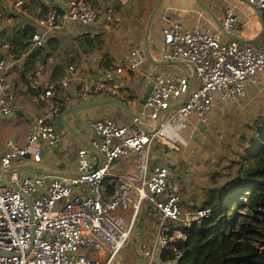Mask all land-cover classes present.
Listing matches in <instances>:
<instances>
[{"label":"built area","instance_id":"2783aa9c","mask_svg":"<svg viewBox=\"0 0 264 264\" xmlns=\"http://www.w3.org/2000/svg\"><path fill=\"white\" fill-rule=\"evenodd\" d=\"M2 1L10 12L38 26L32 49L44 47L48 36L76 40L63 33L68 22L89 26L97 20L96 12L83 0H67L62 13L53 11L46 19L29 13V0ZM248 2L264 9V0ZM222 12L223 29L219 31L189 29L182 22L164 30L163 58L191 65L196 85L191 86L188 77L142 72L140 77L152 89L141 112L148 126L123 124L110 117L91 121L88 127L95 138L88 147L103 155L104 161L95 164L89 148H80L74 175L22 176L21 168H15L18 162L44 163L46 148L56 146L55 124L61 116L58 99L69 100L67 90L74 82L64 76L50 83L39 70L37 79L45 83L37 100L45 103V113L38 117L24 145L9 140L6 152L0 153V264H116L137 233L143 210L146 221L152 209L159 212V224L156 239L141 255L144 264L178 263L180 251L174 249V258L166 260L164 251L175 242L186 241L184 230L210 219L213 213L209 208L184 213L183 195L178 191L168 194L170 167L151 163L152 146L160 144L175 150L190 145L196 128L209 122L216 105L238 104L264 73V38L260 47L241 44L235 38L242 25L239 17L229 6H223ZM7 22L0 14V23ZM226 36L232 40L226 42ZM5 50L10 59L0 60V123L13 114L16 106L10 64L13 67L22 60L9 45ZM144 63L145 53L132 50L127 66L110 68L102 82L74 87L72 93L82 104L97 101L110 81L127 71L139 73ZM74 71L73 66L68 69L69 74ZM109 95L125 100L131 93L112 88ZM174 108L176 111L168 117ZM126 161H130L129 168L115 175L114 167ZM111 177L119 180L113 196L108 194L107 179Z\"/></svg>","mask_w":264,"mask_h":264},{"label":"crops","instance_id":"0c3cea01","mask_svg":"<svg viewBox=\"0 0 264 264\" xmlns=\"http://www.w3.org/2000/svg\"><path fill=\"white\" fill-rule=\"evenodd\" d=\"M38 1L42 9L50 11L49 14L53 11L62 13L68 6L67 0ZM83 1L86 6L96 12L97 20L89 26L73 22H68L63 26V33L72 39H76L69 44L71 49L68 53V59L57 55L45 61V54L34 55L35 51L39 49L29 48L20 55L18 54V58L22 59L20 62H17L13 67L10 64L9 74L14 86L13 97L16 106L13 114L0 123V153L3 152L9 140L18 145H24L28 135L34 129L38 117L45 113V103H40L37 100L38 91L44 88L42 86L45 83L40 84L37 79L39 70L44 71L45 79L50 83L59 81L64 76H70L74 79L71 87L67 90L69 100L65 101L67 109L75 108L84 104L80 103L72 93L74 87L102 82L105 72L108 70L107 68L127 66L130 52L140 49L145 53V63L139 73L127 71L121 78L110 81L106 92L97 101L112 99L109 95L112 88L127 89L130 91L131 96L125 99L126 103L138 116L140 123L148 126V122L141 115L144 108L142 102L146 95V85L140 77L142 72L153 71L159 73L167 71L181 77H188L191 80V86L196 85L195 74L191 65L185 62H170L163 58L162 53L165 49L164 30L166 28L174 23L182 22L189 29L222 30L224 17L222 7L229 6L234 10L242 24L236 38L237 41L243 45L260 47L264 38V9H258L250 5L248 0H163L160 6H158L160 0ZM0 5L5 6L2 0H0ZM183 11H186V13H183ZM210 12L214 13L215 17H212ZM9 13L13 12L6 10V15H9ZM0 14L3 16L2 11H0ZM153 14H155V17L152 24H149ZM5 19H8L9 22L6 24L0 23V54L3 58L9 60L10 55L5 50V46L9 45L8 38L11 31L6 28L11 27L12 31L17 30L20 21L8 17ZM93 37L97 38L89 40ZM224 40L228 42L232 38L226 36ZM18 51L20 52V50ZM8 55L9 57H7ZM107 64L110 65L107 66ZM58 66H62V68H58ZM71 66L75 67V71L69 74L68 69ZM28 79L32 82L34 96L29 93ZM262 94H264V73L259 76L258 83L250 87L247 95L241 101V105L234 104L224 113L220 112L216 105L214 111H212L210 121L196 128L194 140L190 145L180 149L176 147L175 150H170L159 144L152 146L151 163L153 165L167 164L173 170L172 173H178L175 181H172L171 176V190L169 189L168 194L178 191L183 195L184 213L202 208V203L205 201L207 194L206 190L219 187L222 182L228 179L229 167L236 158L234 152L238 149L241 136L248 134V127L264 109H257L264 102V99H262L264 95L262 96ZM117 107L120 106L109 105L71 112L64 119L65 123H68L71 128L59 118L55 124L57 144L54 148H46V159L50 155V161L60 170L56 174H76L78 150L89 148L88 146H90L93 139L94 134L88 127L91 121H95L91 120V116L94 114L100 115L103 112L116 114ZM246 107L252 109L254 119L247 124L246 131H241L242 125L244 128L246 126V117L242 116L241 113L246 110ZM238 110L241 113L240 115ZM221 114L224 115L222 120L217 117ZM109 115L108 113L104 117H109ZM226 116L238 117L240 128L237 129L234 125H230V128L224 129V126L228 123L225 121ZM87 136H91V141H88ZM89 150L92 161L100 165L104 161L103 155L91 148ZM165 153H167L168 159L165 158ZM191 155H195V160L190 165L192 168L187 169L188 176L186 177L187 174H184L180 166ZM46 159L42 164L50 162ZM19 164L23 163H16L15 168L18 170L21 167L30 166L29 170H19L22 176L39 175L43 171L39 169V164L32 162L27 163L28 165ZM129 166L130 161L117 164L114 167L115 175L118 176L119 173H124ZM217 174L220 177L214 182L212 179ZM186 189L190 193L185 194L183 190ZM197 190L205 191L197 194L193 193ZM159 217L157 211L152 209L151 216L146 218L144 223L143 231H146L145 235L143 233L140 240L136 241L137 245L140 244L141 246V250L138 251L144 253L143 242L147 243V249L156 239V232L154 234L153 229L154 231L157 229ZM116 264L135 263L132 259L127 260L124 254V256L121 255L118 258ZM139 264H144L142 257Z\"/></svg>","mask_w":264,"mask_h":264},{"label":"trees","instance_id":"16d2710c","mask_svg":"<svg viewBox=\"0 0 264 264\" xmlns=\"http://www.w3.org/2000/svg\"><path fill=\"white\" fill-rule=\"evenodd\" d=\"M27 8L39 19H46L50 12L42 9L38 0H30ZM6 10L0 5L3 18L20 21L17 30L12 31L5 25L11 31L8 44L18 56L31 48L38 26L22 16L6 15ZM45 44L47 48L36 50L34 55L45 54V61L57 55L68 59L71 48L67 41L48 36ZM58 101L63 113L67 109L66 101L63 98ZM248 130L234 152L236 158L229 167L233 171L229 172L228 179L221 186L209 189L202 203V208L212 210V217L204 220L202 226L195 224L184 230L188 239L171 244L163 253L164 260L173 259L177 249L182 253L177 264H264V250L255 245L257 239L264 238L261 233L264 232V112L258 114ZM218 177L217 174L212 180L215 182ZM107 183L108 194L113 196L119 180L111 177Z\"/></svg>","mask_w":264,"mask_h":264},{"label":"rangeland","instance_id":"374dc122","mask_svg":"<svg viewBox=\"0 0 264 264\" xmlns=\"http://www.w3.org/2000/svg\"><path fill=\"white\" fill-rule=\"evenodd\" d=\"M69 44L72 42V41H67ZM69 44H67L68 46H69ZM166 73H170V72H167L166 71ZM170 74H172V75H175L174 73H170ZM259 94H261V93H259ZM264 94H262V96H263ZM264 97V96H263ZM262 99H264V98H262ZM262 99H260V101H262ZM243 100V99H242ZM241 100V101H242ZM239 102L238 104L239 105H241V103L242 102ZM245 103V102H244ZM175 105H178V104H174V106ZM261 107L260 108H257L258 110L259 109H262V108H264V102H262L261 104ZM232 106H234V104H230V105H227V106H223V105H217V108L219 109V111L220 112H225L228 108H230V107H232ZM117 113L116 114H114V113H110V112H103L102 114H100V115H97V114H94V115H92L91 116V120H99V119H102L104 116H106L108 113L110 114L109 115V117L110 118H112V119H114V120H116V121H118V122H120V123H123V124H131L133 121H132V119L128 116V115H126V113L124 112V110L122 109V108H120V107H117ZM176 110H175V108L174 109H171L170 110V112H169V114H168V117H171L173 114H174V112H175ZM214 111V110H213ZM261 112H264V109L261 111ZM238 113H239V115L242 113V116H245L246 117V126H245V128L243 127V125H242V128H241V131H246V127H247V124L249 123V122H251V121H253V119H254V113H253V111H252V109H248V107H246V110H244L243 112H241L240 113V111L238 110ZM211 115H212V113H211ZM224 115L223 114H221V116L219 115V116H217L218 118H220L221 120L223 119L222 117H223ZM238 116V115H237ZM210 118H211V116H210ZM130 119H131V121H130ZM210 121V120H209ZM225 121L226 122H228L225 126H224V129H228V128H230V125H234V127H236L237 129L238 128H240V124H238V117H236V116H232V117H228V116H226L225 117ZM244 134V133H243ZM88 138H89V140L88 141H91V136H87ZM95 138V135H93V139ZM92 139V140H93ZM92 142V141H91ZM196 151V150H195ZM4 152H6V148L3 150V152L2 153H4ZM50 156V155H49ZM49 156L47 157V159L46 160H48V161H50V158H49ZM165 158L166 159H168L167 158V153H165ZM194 160H195V155H191V156H189V157H187L183 162H182V165L180 166L181 167V169H182V171L184 172V174H187V169H189V168H192L190 165H191V163L192 162H194ZM121 163H124V162H121ZM126 164V163H125ZM124 165V164H123ZM39 169H42L43 171H45L46 173H49V176H53V175H50V174H56L57 172H60V170H58L57 168H56V166H54L53 164H52V162L50 161L48 164H39ZM230 169V168H229ZM233 171V169H231L230 170V172H232ZM173 172V170H171V173ZM176 175H178V173H172L171 174V176H172V181H175V180H177V177H176ZM188 176V174L186 175V177ZM186 177H185V179H186ZM171 181V182H172ZM199 189V188H198ZM171 190V189H170ZM184 192H185V194H187V193H190L189 192V190H183ZM203 191H205V190H203ZM202 190H197V191H193V193H195V194H197V193H202L203 192ZM206 191H208V190H206ZM192 199V198H191ZM190 199V200H191ZM158 214H159V212H157ZM147 224H149V223H147ZM150 225V224H149ZM145 232L146 231H143V235H145ZM153 232H154V234H155V232H156V229H155V231H154V229H153ZM263 235H264V232H261ZM135 234H136V232L133 234V236H132V238H131V240L129 241V243L126 245V247H125V249H124V251L122 252V255L124 256V254H125V258L127 259V260H133V262L135 263V264H139V260H140V258H141V254H140V251H138V249H137V243H136V240H135ZM142 238V237H141ZM142 240H143V238H142ZM144 243V248H146V242H143ZM264 243V238L263 239H257V241L255 242V245L257 246V247H259L261 250H264V245H262Z\"/></svg>","mask_w":264,"mask_h":264},{"label":"water","instance_id":"95a60500","mask_svg":"<svg viewBox=\"0 0 264 264\" xmlns=\"http://www.w3.org/2000/svg\"><path fill=\"white\" fill-rule=\"evenodd\" d=\"M162 2H163V0H160V3H159L158 6H160V4ZM206 10L209 13L208 9H206ZM210 13H211L212 17H215L214 13H212V12H210ZM154 17H155V14H153V16L151 17V20H150L149 24H152V21H153ZM235 38H237V36ZM44 47L47 48V44H45ZM147 50H148V45H147ZM148 53H149V51H148ZM28 81H29V88H28L29 93H31L34 96V89L32 88V82L30 81V79H28ZM151 92H152V89L146 87V95H145V97L143 99V102H142L143 105H145V103H146L147 99L149 98ZM109 105H118V106H120L124 110L126 115H128L132 119L133 122H135L137 124H141L140 121H139L138 116L132 111V109L129 107V105L126 103V101L123 100V99H118V98H112V99L104 100V101H94V102L87 103V104H84V105H81V106H77L75 108L73 107V108L67 109L66 111H64L61 114L60 118H61L62 121H64L65 116L67 114L71 113V112H77V111L87 110V109L96 108V107H105V106H109ZM64 123H65V121H64ZM65 124L71 128V126L68 125V123H65ZM23 169L24 170L25 169L29 170L30 166L21 167V170H23ZM41 173L49 175V173H46L45 171H41ZM50 175H54V174H50ZM54 176H65V175L56 174ZM30 202H31V200H30ZM145 214H146V210H143L142 215H141V222L139 224V230L136 233V237H137L136 241L140 240V236L143 233L144 223H145ZM199 225L202 226V223H199ZM137 249L141 250L140 244L137 245ZM140 254L142 255V252H140ZM144 260L145 259L142 257V261H144Z\"/></svg>","mask_w":264,"mask_h":264}]
</instances>
